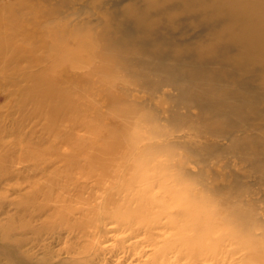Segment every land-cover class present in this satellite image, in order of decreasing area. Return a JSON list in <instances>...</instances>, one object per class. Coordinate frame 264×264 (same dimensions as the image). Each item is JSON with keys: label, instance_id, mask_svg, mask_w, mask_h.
Returning a JSON list of instances; mask_svg holds the SVG:
<instances>
[{"label": "rangeland", "instance_id": "rangeland-1", "mask_svg": "<svg viewBox=\"0 0 264 264\" xmlns=\"http://www.w3.org/2000/svg\"><path fill=\"white\" fill-rule=\"evenodd\" d=\"M166 4L0 0V264L264 256L261 33Z\"/></svg>", "mask_w": 264, "mask_h": 264}, {"label": "bare ground", "instance_id": "bare-ground-1", "mask_svg": "<svg viewBox=\"0 0 264 264\" xmlns=\"http://www.w3.org/2000/svg\"><path fill=\"white\" fill-rule=\"evenodd\" d=\"M181 1L183 3L189 4L190 6L195 5V4H200V5L204 6L202 9L199 10L200 12H205L206 11L205 7L210 6L216 12V14H217L216 17H221L223 15L224 11H230L232 13V18L241 23V26L238 29V31H239L238 39H240L243 36L250 35L247 38V40L250 41L249 39L251 38V35L261 33L260 39H261L262 43H264V0H212L210 5L207 4V2H205V0H181ZM162 12L164 14H167L173 20L181 19V16L176 14L175 10L171 9L166 4V0H165V6H164ZM139 16H141L144 20L150 18V17H146V14H144V13H139ZM232 24H230L229 26L232 27ZM222 32H224V29L220 30V32L214 31L211 33V35L212 36H219V35H221L220 33H222ZM229 34H231V32ZM213 39L215 40V38H213ZM248 50H252V51H248ZM242 51L249 54V55L257 54L259 57H264L259 52L257 45L254 49L248 48L247 50L243 49ZM194 70L196 71L197 69L194 68ZM168 204H169V202H168ZM171 208H172V206H171ZM196 211L203 212L200 207H198V209H196ZM213 214H215V213H213ZM224 214H227V213H224ZM215 215L219 216L218 214H215ZM227 220H228V223H230V225H232V228L236 229V231H234L235 235L244 236V235L248 234V232H246L247 229H245L246 230L245 231L241 228V227L245 228V226H242L240 224L241 223L240 221L234 220V216H228V214H227V216L224 215V217L222 218V221L227 222ZM240 246L242 249H241V251H238V252L243 255V259H244L245 264H256V263L257 264H264V256L252 254V250H254L253 244H251L250 242H241ZM249 254H251V256H252V260L250 262H249V258H250Z\"/></svg>", "mask_w": 264, "mask_h": 264}]
</instances>
